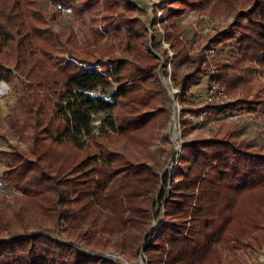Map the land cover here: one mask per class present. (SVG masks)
<instances>
[{"label":"trees","instance_id":"1","mask_svg":"<svg viewBox=\"0 0 264 264\" xmlns=\"http://www.w3.org/2000/svg\"><path fill=\"white\" fill-rule=\"evenodd\" d=\"M38 1L0 0V81L17 80L21 90L17 107L2 125L12 137L29 142L27 150H0V180L11 184L22 211L49 209L63 219L64 230L78 228L86 214L100 210L116 230L137 226L143 234L152 217L159 173L144 162H125L102 146L91 125V115L102 112L100 128L129 139L148 126L166 127L169 111L155 77L161 63L143 46L148 30L136 15L141 10L130 0H48L79 19L84 42L78 45L72 30L55 32L46 25ZM212 1L161 3L160 24L173 51L172 65L187 60L175 19ZM220 2L227 10L248 7L217 38L239 43L238 56L216 66V81L232 85L229 71L264 52V0ZM119 50L131 59L114 55ZM161 56L168 57L165 49ZM200 74L198 63L180 78L184 94ZM112 83L116 90L109 98L93 93ZM45 100L52 105L47 116ZM90 144L94 152L73 159L74 152ZM170 181L168 198L160 193L163 219L145 239L147 264H202L217 258L218 245L247 248L259 241L258 232L264 231V150L229 139L192 140L182 144ZM3 214L1 209L0 228L6 230ZM0 264L123 263L35 232L0 239Z\"/></svg>","mask_w":264,"mask_h":264},{"label":"rangeland","instance_id":"2","mask_svg":"<svg viewBox=\"0 0 264 264\" xmlns=\"http://www.w3.org/2000/svg\"><path fill=\"white\" fill-rule=\"evenodd\" d=\"M130 1L138 3L134 4L141 12L136 15L146 23L148 39L143 46L158 57L161 63L155 77L164 90L163 106L168 109L169 118L165 128L148 126L137 132L133 139L113 132L105 133L106 129L100 128V123L105 117L102 112L91 115V125L102 146L122 155L125 162H144L159 173V190L154 195L155 205L152 208L151 220L145 226V232L142 234L137 226L120 232L113 226V221L107 219L100 210L94 214H86L78 228L64 230L63 219L58 220L49 209L43 213L38 210L22 211L20 199H17L19 196L11 184L0 180V210L4 212L3 220L9 224L6 230L0 228V239L41 232L93 256L111 258L123 264H147L146 256L144 252L140 254V249L147 243L145 239L148 234L156 229L163 219L165 200H160V193L165 199L168 198L171 183L169 177L178 166L182 146L180 143L213 137L242 142L253 150H264V102L243 103L237 107L228 105L239 100L264 99V60L260 59L264 52L261 51L255 59L241 60L237 68L229 71L232 85L221 84L215 79L216 66L231 62L232 58L238 56L239 51L236 39L217 42L219 33L225 31L236 20L238 13L248 7L237 6L233 10H227L220 0H213L211 6L205 9L185 11L176 18L175 22L181 29L178 36L182 40L187 60L174 66L171 64L173 51L164 39L165 30L160 24V5L168 0ZM37 4L48 27L55 32L67 33L72 30L78 45L84 42L79 19L68 11L58 10L48 0H39ZM163 49L168 53L167 58L161 56ZM114 55L131 59L128 53H122L121 50ZM107 59L108 57L104 58L105 61ZM198 63L201 69L199 79L190 87L189 92L184 94L179 80L193 71ZM8 86L9 94L17 102L16 96L21 93L19 82L15 80ZM212 86L214 89L210 92ZM115 90L116 86L112 83L110 87L96 89L93 93L109 98ZM44 106L46 116L52 114L51 103L45 100ZM200 108L203 110L197 112ZM85 138L83 136L81 139ZM28 146V141L16 139L6 131L0 117V150H27ZM95 149L94 145L90 144L74 152L72 157L79 160ZM164 176L165 181L162 179ZM141 205L146 207L147 204L142 202ZM152 223L153 229L144 239ZM2 225L4 224L1 223L0 227ZM258 237L259 241L247 248L233 244L218 245L217 258L202 264H264V231L258 232Z\"/></svg>","mask_w":264,"mask_h":264},{"label":"crops","instance_id":"3","mask_svg":"<svg viewBox=\"0 0 264 264\" xmlns=\"http://www.w3.org/2000/svg\"><path fill=\"white\" fill-rule=\"evenodd\" d=\"M9 86L7 83L0 81V117L3 119L4 116L8 113L9 108H16V101L13 100L8 90ZM3 93V94H2ZM4 166L0 161V173L2 172Z\"/></svg>","mask_w":264,"mask_h":264},{"label":"water","instance_id":"4","mask_svg":"<svg viewBox=\"0 0 264 264\" xmlns=\"http://www.w3.org/2000/svg\"><path fill=\"white\" fill-rule=\"evenodd\" d=\"M180 144H183V142H182V143H180ZM180 146H181V145H180ZM162 174H163V173H162ZM162 174L160 175V177H162ZM171 176H172V175H170V177H169V180H170ZM164 200H165V199H164ZM153 226H154V223H152V224L150 225L149 229L147 230V232H146V234H145V237H144V239L146 238V236H147L148 232H149L151 229H153ZM143 250H144V246H143V247H141V249H140V254H142V253H143ZM125 264H126V263H125Z\"/></svg>","mask_w":264,"mask_h":264},{"label":"built area","instance_id":"5","mask_svg":"<svg viewBox=\"0 0 264 264\" xmlns=\"http://www.w3.org/2000/svg\"><path fill=\"white\" fill-rule=\"evenodd\" d=\"M136 5H138V3L134 2ZM214 89V86H212L209 91L212 92V90Z\"/></svg>","mask_w":264,"mask_h":264}]
</instances>
